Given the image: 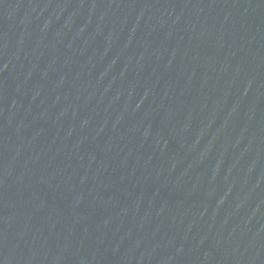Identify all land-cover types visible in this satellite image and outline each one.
Here are the masks:
<instances>
[{
    "label": "water",
    "instance_id": "1",
    "mask_svg": "<svg viewBox=\"0 0 264 264\" xmlns=\"http://www.w3.org/2000/svg\"><path fill=\"white\" fill-rule=\"evenodd\" d=\"M0 264H264V0H0Z\"/></svg>",
    "mask_w": 264,
    "mask_h": 264
}]
</instances>
